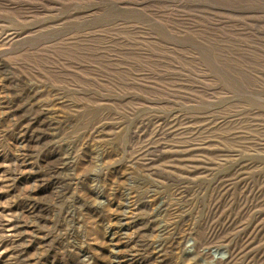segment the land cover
Listing matches in <instances>:
<instances>
[{
  "label": "rangeland",
  "instance_id": "374dc122",
  "mask_svg": "<svg viewBox=\"0 0 264 264\" xmlns=\"http://www.w3.org/2000/svg\"><path fill=\"white\" fill-rule=\"evenodd\" d=\"M0 264H264V0H0Z\"/></svg>",
  "mask_w": 264,
  "mask_h": 264
}]
</instances>
